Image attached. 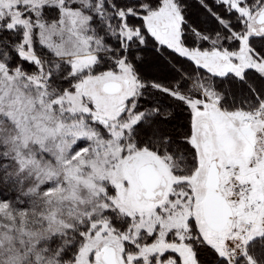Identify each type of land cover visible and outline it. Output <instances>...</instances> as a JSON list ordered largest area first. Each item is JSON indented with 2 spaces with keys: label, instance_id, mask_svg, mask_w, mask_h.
<instances>
[{
  "label": "snow or ice",
  "instance_id": "snow-or-ice-1",
  "mask_svg": "<svg viewBox=\"0 0 264 264\" xmlns=\"http://www.w3.org/2000/svg\"><path fill=\"white\" fill-rule=\"evenodd\" d=\"M0 264H264V0H0Z\"/></svg>",
  "mask_w": 264,
  "mask_h": 264
}]
</instances>
